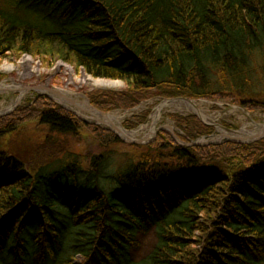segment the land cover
Returning <instances> with one entry per match:
<instances>
[{
	"label": "trees",
	"instance_id": "1",
	"mask_svg": "<svg viewBox=\"0 0 264 264\" xmlns=\"http://www.w3.org/2000/svg\"><path fill=\"white\" fill-rule=\"evenodd\" d=\"M36 41L134 96L236 92L244 108H264V0H6L0 58L16 45L37 52ZM42 108L0 119V133L36 115L60 134L80 129L73 114ZM154 144L152 166L110 153L88 169L72 154L26 169L0 151V264H264V138ZM147 235L153 247L136 260Z\"/></svg>",
	"mask_w": 264,
	"mask_h": 264
},
{
	"label": "rangeland",
	"instance_id": "2",
	"mask_svg": "<svg viewBox=\"0 0 264 264\" xmlns=\"http://www.w3.org/2000/svg\"><path fill=\"white\" fill-rule=\"evenodd\" d=\"M5 5L6 0H0V8ZM47 47L43 42H33L31 48L37 52L29 54L21 51V45H16L11 52L0 58V86L8 87L13 82H18L23 85L24 91L23 97L20 91L0 92V119L12 115L15 118L24 117L29 108L31 109L26 115H34L36 110L42 108L43 103L44 109L59 108L62 112L73 114L80 129L76 134H60L42 124L36 115L35 120L17 121L15 129L5 135L0 133V151L17 158L26 169L50 163L65 154L77 155L83 161L85 169L90 167L93 156L110 153L114 159L113 164L119 165L130 160L135 165L152 166L153 162L150 161L155 159L156 152L150 146L157 141L159 135H167L184 147L252 144L264 138L248 143L229 140L233 137L253 140L264 134V108L257 106L252 110L244 109L241 104L248 97L236 92H223L219 95L221 97L209 100L171 97L175 96V91L170 87L153 88L141 96H134L132 89L121 80L92 76L96 80L119 83L118 86H107L108 89L95 88L82 81L84 73L89 74L78 67L72 57L52 52ZM27 59L32 63V74L23 75ZM9 66L12 67L10 71L7 70ZM47 87L66 89L71 101L60 102ZM20 97V102L13 104ZM37 97H46L52 104L42 100L33 105L32 99ZM178 100L193 102L197 111L190 109L189 104L175 102ZM160 106L162 110L154 126V115ZM7 107L9 109L4 111ZM22 110L25 112L20 113ZM103 114L117 115L119 119L115 123L121 127V131L132 136L126 137L120 131L116 133L114 129L118 128L97 120L96 117L100 118ZM113 135L118 141L114 142ZM167 140L169 142L171 139L167 137ZM205 142L214 143L194 145ZM258 153L257 157L264 158V149ZM154 240L153 235L140 237V247L133 251V258L139 260L150 253ZM77 259V262L81 261L79 257Z\"/></svg>",
	"mask_w": 264,
	"mask_h": 264
},
{
	"label": "bare ground",
	"instance_id": "3",
	"mask_svg": "<svg viewBox=\"0 0 264 264\" xmlns=\"http://www.w3.org/2000/svg\"><path fill=\"white\" fill-rule=\"evenodd\" d=\"M31 62L29 59H27L25 61V67H24V72H23V75H29V74H32L31 73V70L33 69V67L31 66L32 63H29ZM8 71L12 70V67L9 66V68H7ZM82 81L85 82V83H88L89 85L93 86V87H97V88H107V86H118L119 83H115V82H112V81H109V80H96L94 78H92V76H89L87 74L84 73L83 75V78H82ZM114 88V87H113ZM47 89L49 91H52L56 96V99L59 100L60 102H65V101H71V98L68 97V92L66 89L64 88H60V89H49L47 87ZM108 89V88H107ZM16 91H20L21 92V97L24 96V91H23V85L21 83H18V82H13V84H11L10 86L8 87H2L0 86V92H16ZM21 97L18 99V100H15L13 104L15 103H18L20 102L21 100ZM87 100V99H86ZM87 102V101H86ZM175 102H182V103H186V104H189V108L192 109L193 111H197L196 107H195V104L193 102H184V101H175ZM88 105V103H87ZM7 109H9V107L7 108H4V111H6ZM2 109H0V112H1ZM162 110V107L160 106L159 108H157L156 110V113L154 115V126L156 125V122L157 120L159 119V115H160V112ZM97 120L107 124V125H110V126H114L116 128H118V131H120L121 133L124 134V136L126 137H131L132 134H127L125 133L123 130L121 131V127L119 125H117L115 122L118 121V116L115 115V114H107V115H102V117L98 118L96 117ZM152 136H153V133H152ZM240 137V136H238Z\"/></svg>",
	"mask_w": 264,
	"mask_h": 264
},
{
	"label": "water",
	"instance_id": "4",
	"mask_svg": "<svg viewBox=\"0 0 264 264\" xmlns=\"http://www.w3.org/2000/svg\"><path fill=\"white\" fill-rule=\"evenodd\" d=\"M114 129V128H113ZM114 131L116 132V133H119V131L118 130H116V129H114ZM261 137H263V135H259V136H257V137H255L253 140H241V139H239V138H230L229 140H231V141H234V142H236V143H248V142H252V141H254V140H258V139H260ZM128 142H132V141H128ZM214 142H216V141H214ZM214 142H205V143H195L196 145L198 144V145H203V144H210V143H214ZM138 143H141L140 141H138Z\"/></svg>",
	"mask_w": 264,
	"mask_h": 264
}]
</instances>
